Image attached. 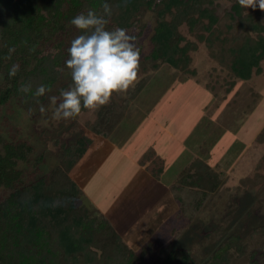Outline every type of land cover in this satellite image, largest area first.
I'll list each match as a JSON object with an SVG mask.
<instances>
[{"label":"rangeland","instance_id":"obj_1","mask_svg":"<svg viewBox=\"0 0 264 264\" xmlns=\"http://www.w3.org/2000/svg\"><path fill=\"white\" fill-rule=\"evenodd\" d=\"M221 2L220 14L228 13L232 2ZM3 12L0 7V21ZM227 21L228 17L221 19V30ZM142 23L147 28L140 43L135 40L142 56L138 75L126 91L113 92L107 104L95 110L82 107L74 119L59 122L51 120L49 97L56 96L59 103L60 93L38 97L39 105L46 109L44 114L39 111L41 106L28 112L20 107L19 98L13 99L0 111V139L23 140L33 147L30 162L19 165L28 185L51 175L56 167L64 171L69 160L75 161L69 172L72 184L64 186L62 178L57 190L47 184V190L57 197L44 194L39 199L41 208L60 216L63 223L71 210L72 216L103 220L115 230L103 211L126 183L133 163L143 165L144 180L160 178L166 197L150 219L137 220L117 232L129 249L145 254V264H163L174 250L184 251L193 264H202L230 237H238L240 244L237 250L230 248L228 264H264V61L259 74L237 79L229 70L230 58L213 57L208 46L187 35L183 26L179 31L185 39L180 46L186 42L197 46L186 53L189 63L181 62L179 69L162 63L153 68L154 62L143 56L151 51L155 16L143 14ZM137 32L138 27L131 33ZM68 74L67 70L61 81ZM139 80H144L143 90L133 97ZM2 81L0 72V84ZM164 129L172 134L176 130L175 142L186 147L185 156L175 157L173 149V159L166 162L163 153L153 150L157 146L154 135ZM67 145H73L74 157L66 154ZM132 153L138 156L134 162L124 159ZM194 163L195 169L200 163L211 167L219 179L214 191L205 193L175 179L181 167ZM3 197L0 192V200Z\"/></svg>","mask_w":264,"mask_h":264},{"label":"trees","instance_id":"obj_2","mask_svg":"<svg viewBox=\"0 0 264 264\" xmlns=\"http://www.w3.org/2000/svg\"><path fill=\"white\" fill-rule=\"evenodd\" d=\"M221 1L232 2L228 13L220 14ZM105 2L112 7L106 30L123 28L138 44L147 28L146 23H142L143 14L155 16L149 38L151 51L143 56L154 62L153 68L162 63L179 69L181 62L189 63L186 53L196 50L197 46L191 42L180 46L185 38L179 28L185 26L187 35L205 43L213 57L230 58L229 70L235 78L247 80L252 73L261 72L264 10L258 6L255 9L242 7L238 0H0L4 11L0 21V72L3 74L0 111L17 98L21 101L20 107L28 112L35 106L38 108L40 100L33 94L40 85L57 94L68 89L71 74L65 65L69 58L67 50L76 36L84 34L69 21L88 10L101 14ZM225 17L228 21L225 30H221L220 21ZM136 27L138 32L133 35L131 32ZM13 65H18V71L10 77ZM67 70L69 78L61 81ZM25 84L31 85L28 93L20 91ZM143 87L144 80H139L131 95L134 97ZM98 121L100 123L101 113ZM72 146H66V154L71 156ZM33 151L26 141L0 139V192L4 194L0 200V264H145V254L129 249L105 221H89L79 214L72 216L68 210L64 215L67 223H63L60 216H51L41 208L39 199L44 194L53 199L57 197L51 189L61 187V178L64 186L72 184L69 172L75 161L69 160L64 171L56 167L51 175L28 185L19 165L30 162ZM196 164L181 167L175 179L205 193L214 191L219 185L216 174L209 165L200 163L195 169ZM47 184L51 189L47 190ZM239 244L238 237L227 238L202 264H228L230 248L237 250ZM94 248L102 254L98 256ZM70 249L75 250L69 252ZM163 264L193 263L184 251L174 250Z\"/></svg>","mask_w":264,"mask_h":264},{"label":"clouds","instance_id":"obj_3","mask_svg":"<svg viewBox=\"0 0 264 264\" xmlns=\"http://www.w3.org/2000/svg\"><path fill=\"white\" fill-rule=\"evenodd\" d=\"M245 8L264 10V0H238ZM112 15L109 3L102 4V13L93 10L80 13L69 23L84 34L76 36L67 50L65 65L71 74V84L67 90L60 91V102L56 96H50L52 106L51 120L59 122L74 119L81 113L82 107L95 110L107 104L113 92L126 91L137 79L140 52L135 37L123 28L106 30ZM18 65H13L9 76H15ZM20 91L28 93L31 85H21ZM50 89L40 85L34 97L44 96ZM41 114L46 109L41 106ZM46 125L47 120L43 121Z\"/></svg>","mask_w":264,"mask_h":264},{"label":"crops","instance_id":"obj_4","mask_svg":"<svg viewBox=\"0 0 264 264\" xmlns=\"http://www.w3.org/2000/svg\"><path fill=\"white\" fill-rule=\"evenodd\" d=\"M155 128L154 126V130H156ZM167 131L170 132L171 130L164 129L160 132L155 131L157 135L153 137V140L155 139L153 144L158 147L156 146L153 150L157 151V153L159 152L161 155L164 154L163 157L166 159V162H170V159L174 157V155H171V150L176 149L175 157L178 156V158H181L185 156L186 147L183 144L175 142L177 136L176 130L174 134L167 133ZM141 154L143 155V153ZM133 155L134 153L125 154L124 159L134 162L138 156L135 157ZM133 164L131 172H128L129 177H126V183L120 188L119 194L113 199L108 209L103 211L116 232H121V230H125L123 228L131 227L137 220H144L145 222L147 219H150L151 213L159 205V201L166 197L160 178L153 179L149 177L148 180H144L143 172L145 171L141 168L143 165L139 167L136 162ZM84 183L85 181L82 179V184L84 185Z\"/></svg>","mask_w":264,"mask_h":264}]
</instances>
